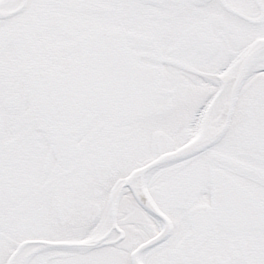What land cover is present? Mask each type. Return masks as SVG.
<instances>
[{
  "label": "snow or ice",
  "instance_id": "snow-or-ice-1",
  "mask_svg": "<svg viewBox=\"0 0 264 264\" xmlns=\"http://www.w3.org/2000/svg\"><path fill=\"white\" fill-rule=\"evenodd\" d=\"M0 264H264V0H0Z\"/></svg>",
  "mask_w": 264,
  "mask_h": 264
}]
</instances>
